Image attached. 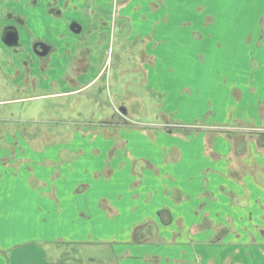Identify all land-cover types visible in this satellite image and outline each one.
<instances>
[{
	"label": "crops",
	"instance_id": "1",
	"mask_svg": "<svg viewBox=\"0 0 264 264\" xmlns=\"http://www.w3.org/2000/svg\"><path fill=\"white\" fill-rule=\"evenodd\" d=\"M164 2L169 9L171 1ZM241 39L224 50L228 61H218L221 46L215 48L212 36L213 53L201 55L198 97L189 96L185 84L178 88L177 81L167 85L156 78L169 89L166 106L178 95L182 102L196 100L197 107L165 111L166 122L197 123L194 129L157 123L152 132L82 131L56 157L49 146L30 153L23 145L14 149L21 167L12 160L0 166V264H189L194 258L200 263L191 264H255L240 258L238 247L232 252L206 244L219 233L224 244L251 242L264 230L262 225L247 229L241 220L243 214L252 223L264 218V56L254 67V54L241 53L254 38ZM256 39L263 53L264 37ZM180 112L189 119L177 118ZM12 141L26 144L8 136L9 145ZM55 173L61 177L52 180ZM226 191L250 196V205H236ZM189 241L204 245L183 254ZM61 247L67 250L56 251L63 254L54 258Z\"/></svg>",
	"mask_w": 264,
	"mask_h": 264
},
{
	"label": "rangeland",
	"instance_id": "2",
	"mask_svg": "<svg viewBox=\"0 0 264 264\" xmlns=\"http://www.w3.org/2000/svg\"><path fill=\"white\" fill-rule=\"evenodd\" d=\"M39 1H42L40 6L27 9L28 26L30 23L33 27L34 23L42 18L39 16L41 12L38 11L45 6L46 0ZM170 1V13L169 9L166 13L167 10L163 7L164 0H91V8H87L88 4L83 3L77 10L85 8L82 10L85 11H75L70 17L82 18L86 24L85 18L92 20L99 28L90 40L92 44L89 50H83V56L79 55L77 58L75 88H67V84L62 82L63 78L60 80L61 86L58 85L59 75L53 73L57 71L60 61L56 57L54 60L50 57L43 63L44 68L50 72L42 84L35 74L39 71L37 65H34L35 76H30L29 84L28 80L25 81L27 85L25 84L23 61L13 52L20 51L21 46L17 47L18 50L6 48L1 37L5 23L18 24L17 17L22 13L27 14L18 0H0V166H3V162L12 160L17 169L21 167L23 160L18 156L19 153L16 155L14 151L20 149L19 145H23V149H27L28 153L32 149L42 151L49 146L55 151L48 153L55 152L56 157L58 151L63 146H71L69 140H73V136L82 131L93 130L112 134L117 128L126 127L145 128L152 132L153 125L157 123H162L164 129L177 130L183 128L182 126L196 128L197 123L185 125L178 121L166 122L169 116L165 111H176L185 105L197 107V103L193 98L182 102L183 98L178 95V98L172 97V101L168 98L169 104L166 106L164 97L168 93L166 94L165 90L168 92L169 89H165L168 87L164 83L162 87L159 86L156 78L160 81L167 80V85L177 81L180 84L178 88L185 84L183 90L189 96L198 97L196 83L203 79L200 67L205 66L200 62L203 58L201 55L208 53V50L213 53L212 36L217 39L215 48L217 45L221 46V51L218 47L216 49L219 55L215 59L218 61H228L224 54L227 52L224 50L229 49L230 44L232 49L235 47L233 43H240L242 37H253V42L250 40L252 45H247V50L242 46L241 53L254 54V67H257L262 55L264 56L262 49L257 50L261 45L255 44L256 38L264 37V0ZM64 2L65 5L70 4L69 0ZM84 5L86 7H83ZM44 20L51 22L53 17L47 16ZM168 22L170 25L167 26ZM227 24H230V27ZM33 31L34 35L37 34V27ZM20 32V45L27 47L28 34L25 27L21 28ZM63 43L61 41L58 44ZM158 54L162 56V60L155 61ZM224 66L228 68L226 62ZM155 70L156 75L153 73ZM181 78L183 82L180 81ZM69 91L75 92L68 94ZM180 115L177 118L189 119L181 112ZM209 121L212 120H201L200 123L207 124ZM255 134L258 138L263 136L261 133ZM8 136L16 140L22 138L26 144L12 141V145H9ZM235 137L238 141L239 133ZM10 153H13V157ZM30 167L38 169L35 166ZM1 170L3 168L0 167ZM58 175L55 173L51 179H59L61 175ZM25 178L26 175L23 174L22 179ZM260 181L261 188L264 189V180ZM226 193L231 195L236 205H250V196L232 195L230 191ZM250 217L249 214H243L241 217L247 229L254 230L259 225L264 229V218L252 223ZM263 231L260 230L262 238L258 234L256 240L251 242L238 240L224 244L222 240H218L224 234L219 233L215 236L217 239L207 241L206 244L216 250L225 246L231 247L232 252L238 247L241 250L240 258L247 259L246 261L254 260L255 264H259L264 261ZM198 244L204 245L198 241L184 242L182 253L194 250ZM61 249L67 250L64 247L54 249V258L61 257L63 252H56ZM222 251L226 249L222 248ZM50 253L52 254L51 247ZM191 262L200 263V260L189 259L187 263Z\"/></svg>",
	"mask_w": 264,
	"mask_h": 264
},
{
	"label": "flooded vegetation",
	"instance_id": "3",
	"mask_svg": "<svg viewBox=\"0 0 264 264\" xmlns=\"http://www.w3.org/2000/svg\"><path fill=\"white\" fill-rule=\"evenodd\" d=\"M18 1L22 3L23 10L24 12L26 11V14L28 13V8H30L31 6H40L42 2H40L39 0ZM64 1L65 0H46L45 6H42L38 11L41 12L39 16L42 18L38 20V22L34 23L38 31V33L35 35L33 31V29L36 28L34 27L35 25L33 27L30 26V23L29 26L27 25L29 21L28 14L23 15L22 13L19 18L17 17L18 24H15L14 22H7L2 27L3 34L1 38L6 48H15L14 50H18L17 47L21 46L20 51L13 52L16 55H19L20 59L23 61V74H25L23 80L24 82L28 80L27 84H29V77L35 76V74L36 76H38L39 80H41L40 84H42L44 78L49 75L50 72L47 71V68H44L43 63L45 61H48L50 57L53 58V60L56 57L60 61L58 63L59 65L57 71H53V73L55 72L57 75H59V78L57 79L58 85L61 86L60 80L61 78H63L64 81H61L67 84V88H75L74 83H76V73L78 72V69L76 67L77 58L79 55L80 57L81 55L83 56V50H89L92 44L90 40L92 39L93 34H96V29L99 28V25H95L96 22L92 23V20H87L85 17L84 18L87 24L82 18L70 17L71 14L75 13V11L80 13L85 11H82L85 8H82L80 11L77 10L79 7H82L83 3L88 4L87 8H91V0H69V5H65ZM7 3L8 2H6V4ZM83 7L86 6L84 5ZM47 16L53 17V20L51 22L45 21L44 19ZM24 27L26 33L28 34L27 47L23 46V44L20 45V31L21 28L24 29ZM10 31L18 32V44H6L5 39L8 38V34H10ZM50 35L52 37H50ZM61 41H63L64 43L58 44L59 42L61 43ZM34 65H37L39 71L34 70ZM34 71H36L37 73L34 74ZM83 71L85 72V70ZM72 92L75 91H69L68 94H71Z\"/></svg>",
	"mask_w": 264,
	"mask_h": 264
},
{
	"label": "water",
	"instance_id": "4",
	"mask_svg": "<svg viewBox=\"0 0 264 264\" xmlns=\"http://www.w3.org/2000/svg\"><path fill=\"white\" fill-rule=\"evenodd\" d=\"M19 37L17 31H10L8 34V38L5 39L6 44L8 45H16L18 44ZM123 112H126L124 109H121Z\"/></svg>",
	"mask_w": 264,
	"mask_h": 264
},
{
	"label": "trees",
	"instance_id": "5",
	"mask_svg": "<svg viewBox=\"0 0 264 264\" xmlns=\"http://www.w3.org/2000/svg\"><path fill=\"white\" fill-rule=\"evenodd\" d=\"M76 264H82V262L81 261H76Z\"/></svg>",
	"mask_w": 264,
	"mask_h": 264
}]
</instances>
